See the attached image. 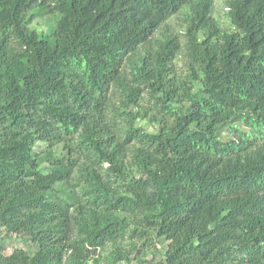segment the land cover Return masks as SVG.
Masks as SVG:
<instances>
[{"label":"trees","instance_id":"trees-1","mask_svg":"<svg viewBox=\"0 0 264 264\" xmlns=\"http://www.w3.org/2000/svg\"><path fill=\"white\" fill-rule=\"evenodd\" d=\"M216 1L0 0V264H264V0Z\"/></svg>","mask_w":264,"mask_h":264},{"label":"rangeland","instance_id":"rangeland-1","mask_svg":"<svg viewBox=\"0 0 264 264\" xmlns=\"http://www.w3.org/2000/svg\"><path fill=\"white\" fill-rule=\"evenodd\" d=\"M215 10L217 14L219 15L220 19L225 20L226 19V7L223 3L220 1H216L215 3ZM49 20H46L44 18L36 17L30 24L32 28L37 29L38 31H43L48 29L49 27ZM163 32L167 33L168 35L173 34L177 35V37L183 42L185 41V28L183 26V19L180 17H173L168 21V24L165 26V28L162 30ZM175 68L178 71V73L184 72V61L179 60L175 63ZM148 106H151L150 104H147ZM138 125L141 127H146L148 129H154L155 125H152V123L149 122V117H140L138 119ZM44 146V145H42ZM106 163L104 166H107ZM0 234L4 236L5 238V244H6V253H10L15 248H24L28 249L33 246L32 242L29 241L27 236H22L20 234H14V233H6L3 228H0ZM128 243L127 241H124L123 244ZM152 249V250H151ZM150 250L146 251L144 248H142L140 253L133 254L132 260H122L118 262L117 264H157L158 261H161L162 253L160 252V244L154 245ZM111 251V246L108 245L104 249H98L95 252H92L90 256L87 257L85 261H83L84 264H112L109 261V254ZM156 252V255L153 256L152 252ZM147 252V253H146ZM146 254V255H144ZM96 259V262L94 261Z\"/></svg>","mask_w":264,"mask_h":264}]
</instances>
